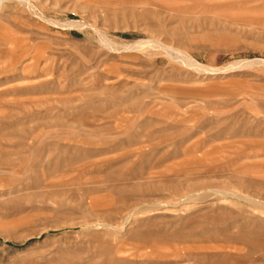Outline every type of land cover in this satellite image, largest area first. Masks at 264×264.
Segmentation results:
<instances>
[{
    "label": "rangeland",
    "instance_id": "1",
    "mask_svg": "<svg viewBox=\"0 0 264 264\" xmlns=\"http://www.w3.org/2000/svg\"><path fill=\"white\" fill-rule=\"evenodd\" d=\"M0 264H264V0H0Z\"/></svg>",
    "mask_w": 264,
    "mask_h": 264
}]
</instances>
